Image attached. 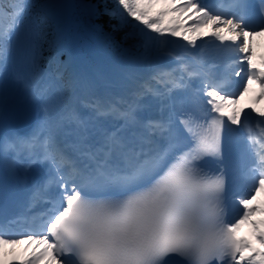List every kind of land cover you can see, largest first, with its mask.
<instances>
[{
    "label": "snow or ice",
    "instance_id": "6c2138e0",
    "mask_svg": "<svg viewBox=\"0 0 264 264\" xmlns=\"http://www.w3.org/2000/svg\"><path fill=\"white\" fill-rule=\"evenodd\" d=\"M115 4L108 12L119 20L113 31L131 26L140 34L148 71L119 96L96 95L88 77L72 80L73 90L91 93L87 114L73 105L54 115L50 94L63 95L66 86L62 71L45 76L39 67L43 29L35 21L25 25L30 0H12L9 9L0 10V112L9 84H23L40 107L24 134L0 120V161H10L12 176L38 163L48 166L22 213L8 218L0 209V264H172L173 257L175 264H264V220L252 219L264 214V201L253 203L264 193V108L257 107L264 100V55L257 62L252 48L253 39L264 35V0L257 24L249 19L247 0H218L215 10L201 0ZM169 37L186 42L182 52L166 50ZM206 37L232 53L228 78L241 77L237 92L224 91L222 82L198 70L202 60L186 59L189 46L203 54ZM18 54L27 60V78L14 70ZM165 55L173 64L154 62ZM236 65L246 70L233 72ZM194 78L202 112L178 102ZM250 91L251 102L236 107ZM153 100L162 115L145 118ZM65 131L73 139L61 142ZM241 141L248 191L231 201L230 217L224 161ZM207 158L218 168H207ZM6 193V181L0 180V200ZM245 223L250 239L238 235ZM23 240L27 255L8 259V246Z\"/></svg>",
    "mask_w": 264,
    "mask_h": 264
},
{
    "label": "trees",
    "instance_id": "16d2710c",
    "mask_svg": "<svg viewBox=\"0 0 264 264\" xmlns=\"http://www.w3.org/2000/svg\"><path fill=\"white\" fill-rule=\"evenodd\" d=\"M11 2L12 0H0V10L9 9ZM115 8V0H63L62 7L56 0H30V11L25 25L35 21L43 29L38 49L39 66H45L52 47L60 39L74 47L84 48V55L79 48L78 50L85 58L87 68L95 69L101 78L103 74L100 68H106V62L103 54L99 52L100 49L114 62L124 60L127 55L134 56L142 52L143 40L131 26H119V30L113 31V26H118L119 20L108 12ZM61 17L60 25L57 21ZM58 61L59 55L56 58V62Z\"/></svg>",
    "mask_w": 264,
    "mask_h": 264
},
{
    "label": "bare ground",
    "instance_id": "6f19581e",
    "mask_svg": "<svg viewBox=\"0 0 264 264\" xmlns=\"http://www.w3.org/2000/svg\"><path fill=\"white\" fill-rule=\"evenodd\" d=\"M206 1L210 2L212 0H206ZM208 43H209V41H208ZM181 45H182L181 43H174L173 42L169 46L166 47V50L171 51V52L180 53L183 51V46H181ZM252 48H253V51L255 53L254 59L257 62H259L261 56L264 55V35L255 37L253 39ZM210 49L212 51V54L214 55V58L216 55H223V57L221 58V61H219V63L221 62L220 65L222 64V65L226 66L228 63H232L233 56H232V53L230 52V50L227 46L220 45L219 41H214V39L212 38V44L210 46ZM165 59H166V64L164 67H167L168 65L173 63V61L171 59H169L166 55H165ZM219 63H217V66H219ZM217 68L218 67H216V66H209L208 68H205V69L199 67L198 70L202 69V71L207 74V77L210 80L216 82L214 77L215 76L221 77L218 74V71L220 69H217ZM126 76L129 78L128 75H126ZM198 84H199V79L194 78L193 79V85L195 86V88H196V86H198ZM21 87H22V90L20 89L21 93H19L18 92L19 90H17L16 91L17 94L13 93V95H16L18 101H25V102L30 103L31 105H34L36 107V117H35V122H34V124H35L37 121V118L39 116V113H40V107L38 104H36L32 100V98L30 97L28 92L25 90V87L23 84H21ZM252 95H251V97H252ZM49 103L53 109L54 115L59 114L63 111L61 109H58L57 106L53 102H51L50 100H49ZM160 110H161V105L157 101L153 100L151 103H149L146 106V108L143 112V116L145 118H148L150 116L156 117L155 113L160 112ZM0 120H2L6 129L13 130L12 126L10 125L12 120L8 114L0 113ZM103 126L104 127H110V123L105 121L103 123ZM59 137H60L61 142H68V141H71L73 139L72 135L69 134L68 131L62 132ZM9 164H10V161H0V166L4 169L7 176L9 177V179L11 181H13L14 184L17 185L21 189L22 192H23V190L25 192H27L28 190L32 189L35 179L42 178V174H47V170L43 172V170L37 169V168H40V167H36L39 165H33L32 167L28 168L26 171H22L18 176H12L9 173ZM261 194L262 193L258 194V196H257V203L261 202V200L259 199V195H261ZM261 220H264V219H261ZM246 224L247 223H245L244 225H246ZM244 225H242V227ZM247 227H249V228H247L246 230L240 229V231L238 232V235L250 239L252 229L250 228V226H247ZM27 246H28V241L21 243V244H18V245H15V246H8V248L6 250L9 252V254H11L12 252H14V250L19 249L18 257L22 258L23 256L27 255V253L25 252V249L27 248ZM255 246L259 247L257 244ZM29 251H30V249H29Z\"/></svg>",
    "mask_w": 264,
    "mask_h": 264
},
{
    "label": "rangeland",
    "instance_id": "374dc122",
    "mask_svg": "<svg viewBox=\"0 0 264 264\" xmlns=\"http://www.w3.org/2000/svg\"><path fill=\"white\" fill-rule=\"evenodd\" d=\"M59 4H62V0H56ZM155 35V34H153ZM169 43L170 44L172 41H180L179 38H174V37H169ZM209 39V41L211 40V37H206L205 40ZM186 43V42H185ZM210 43L212 44V42L210 41ZM197 44L200 45L201 41H197ZM68 51V49H67ZM70 52V51H68ZM204 56V62H208L209 60H211V56H212V51H210L209 45L208 43L206 45H204V52L202 54ZM79 61H78V60ZM159 60H161V57L158 60H155V63H158ZM212 61V60H211ZM66 63L68 64L67 67V71L69 72L70 75V80H69V85L70 82L74 79H77L75 73L77 74L78 72L81 73L80 77H85V72H84V66L82 64V62L80 61V59L78 58V56L74 53V52H70L69 55L67 56V60ZM141 66H126V65H116V64H110L111 66V74H110V78H111V82L112 83H107L103 86H98V89L94 88L93 92H95L96 95H109L110 96V89L115 88V89H120V90H128L130 88V84L131 81H129V78H126V74L129 77H132L134 72L135 74L140 73L142 71H144V69H147V64L146 62L143 60V58L141 57V63L139 64ZM14 70L16 72H18L20 75L24 76L25 78L28 77L29 75V68H28V64H27V60L23 55H16V59L14 61ZM60 71L63 72V69H59ZM43 73L45 74V76L48 75V70L43 71ZM79 77V78H80ZM135 79L138 77H134ZM107 81V80H106ZM126 81V83H125ZM129 81V82H128ZM17 85H13V84H9L8 88H7V94H6V99L10 97H15L13 95V92L16 91ZM71 88V87H70ZM100 88V89H99ZM72 89V88H71ZM75 92H83V94H86L88 96L91 95V93L82 90V89H76ZM251 92L247 93L244 97H242L239 101V103L236 106H242L249 103L250 101V97H251ZM55 95L56 99L52 100V96ZM60 95L59 93L53 91L50 94V99L51 102H53L54 104H56V106L60 109V101H59ZM4 100V101H5ZM72 105H70L69 107H71ZM257 107L259 108H264V100H262ZM65 109H63L64 111ZM1 113V112H0ZM103 124V122H102ZM264 199V198H263ZM261 216V215H260ZM27 240H23L22 243L26 242ZM18 250H14V252H12L11 254L8 255V259H13V257H17L18 258Z\"/></svg>",
    "mask_w": 264,
    "mask_h": 264
},
{
    "label": "water",
    "instance_id": "95a60500",
    "mask_svg": "<svg viewBox=\"0 0 264 264\" xmlns=\"http://www.w3.org/2000/svg\"><path fill=\"white\" fill-rule=\"evenodd\" d=\"M2 109L11 114L13 124L19 132L30 128L34 122L35 108L27 103H19L11 99L3 104Z\"/></svg>",
    "mask_w": 264,
    "mask_h": 264
}]
</instances>
